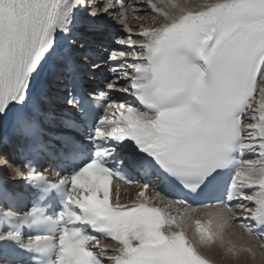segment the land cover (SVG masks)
<instances>
[{
  "label": "snow or ice",
  "instance_id": "obj_1",
  "mask_svg": "<svg viewBox=\"0 0 264 264\" xmlns=\"http://www.w3.org/2000/svg\"><path fill=\"white\" fill-rule=\"evenodd\" d=\"M0 128V264H264V0H0Z\"/></svg>",
  "mask_w": 264,
  "mask_h": 264
},
{
  "label": "bare ground",
  "instance_id": "obj_2",
  "mask_svg": "<svg viewBox=\"0 0 264 264\" xmlns=\"http://www.w3.org/2000/svg\"><path fill=\"white\" fill-rule=\"evenodd\" d=\"M107 26L112 27L113 30H111L110 32H108ZM132 27L135 28V23H133L131 25ZM119 32V25L116 24L113 21H106L102 26H101V32L98 34L97 39H101L103 41H105L106 43H110L111 38L116 35ZM122 191L123 192H127V193H132L134 194L136 191V188H127V187H122ZM122 199L124 201H128L129 200V196L128 195H123ZM174 210H173V214H174ZM237 232H239V229H236ZM245 239H248L247 237H245ZM253 244L256 243L255 240L252 241ZM204 251L209 254L212 255L214 259H216L218 261V264H225V262L221 261L220 255L218 254L216 249H204Z\"/></svg>",
  "mask_w": 264,
  "mask_h": 264
}]
</instances>
